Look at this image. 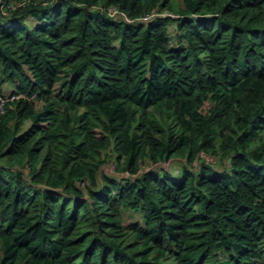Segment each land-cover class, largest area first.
I'll return each mask as SVG.
<instances>
[{
	"label": "trees",
	"instance_id": "trees-1",
	"mask_svg": "<svg viewBox=\"0 0 264 264\" xmlns=\"http://www.w3.org/2000/svg\"><path fill=\"white\" fill-rule=\"evenodd\" d=\"M0 264H264V0H0Z\"/></svg>",
	"mask_w": 264,
	"mask_h": 264
},
{
	"label": "rangeland",
	"instance_id": "rangeland-1",
	"mask_svg": "<svg viewBox=\"0 0 264 264\" xmlns=\"http://www.w3.org/2000/svg\"><path fill=\"white\" fill-rule=\"evenodd\" d=\"M178 1V0H177ZM10 94V91H8L7 93H6V95H9ZM215 158H216V156H214V155H212V154H204L203 156H202V159H204V160H206V161H215ZM168 164V163H167ZM134 218L135 217H130V216H126V221L127 222H130V221H133L134 220Z\"/></svg>",
	"mask_w": 264,
	"mask_h": 264
}]
</instances>
